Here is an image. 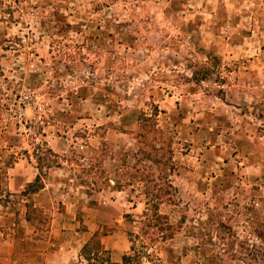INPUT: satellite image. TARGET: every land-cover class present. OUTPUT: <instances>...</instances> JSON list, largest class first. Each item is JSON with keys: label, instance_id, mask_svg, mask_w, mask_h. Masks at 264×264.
I'll list each match as a JSON object with an SVG mask.
<instances>
[{"label": "rangeland", "instance_id": "obj_1", "mask_svg": "<svg viewBox=\"0 0 264 264\" xmlns=\"http://www.w3.org/2000/svg\"><path fill=\"white\" fill-rule=\"evenodd\" d=\"M0 186V264H264V0H0Z\"/></svg>", "mask_w": 264, "mask_h": 264}, {"label": "trees", "instance_id": "obj_2", "mask_svg": "<svg viewBox=\"0 0 264 264\" xmlns=\"http://www.w3.org/2000/svg\"><path fill=\"white\" fill-rule=\"evenodd\" d=\"M36 160L38 163V174L35 176L34 180L28 183L25 189L20 193V195L23 197H27L32 192H35L43 187L42 176L44 172L41 171L42 166L45 165L47 167H53L57 165V155L49 148L44 149V152L42 153H39V154L37 153ZM8 196H9L8 192L5 191L3 193V188L0 186V200L3 202L7 201V198H9ZM158 197L159 196L156 195V198ZM157 202L158 200L156 201V203ZM24 206L26 207L25 219L28 221L30 220V217L33 218L32 212L34 211V209H31L28 203H25ZM152 208L153 209L151 211L150 218L155 221L152 226H158L162 222H164V219L166 218V216L158 213L157 204H154ZM81 255L87 261L88 264H95L99 262H101V264L110 263L109 251L104 249L97 234H94L92 238L89 239L82 246ZM137 258L138 256L136 255V260ZM134 259L135 258H132L131 255H124L122 257V262L124 264H134L133 263Z\"/></svg>", "mask_w": 264, "mask_h": 264}]
</instances>
